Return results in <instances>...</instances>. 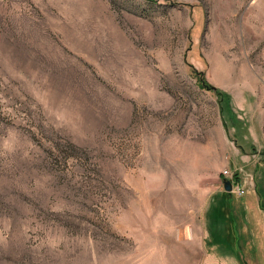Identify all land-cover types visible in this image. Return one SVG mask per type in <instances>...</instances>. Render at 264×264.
<instances>
[{"label":"rangeland","instance_id":"374dc122","mask_svg":"<svg viewBox=\"0 0 264 264\" xmlns=\"http://www.w3.org/2000/svg\"><path fill=\"white\" fill-rule=\"evenodd\" d=\"M259 151L264 0H0V264H264Z\"/></svg>","mask_w":264,"mask_h":264},{"label":"crops","instance_id":"0c3cea01","mask_svg":"<svg viewBox=\"0 0 264 264\" xmlns=\"http://www.w3.org/2000/svg\"><path fill=\"white\" fill-rule=\"evenodd\" d=\"M259 153L261 155H264V151L263 152L259 151ZM259 160H260L259 161L260 163H264L263 158H261ZM255 171H256V175L254 177L256 180H254V184H253L254 186L250 190L249 194L247 193V196H245L246 197V198H244L245 203L243 204L245 209L248 208L253 213L252 217L253 216H257V217L260 216L258 213V210L260 209L259 206L261 205V203L264 202V182L259 181V178L262 176H260L259 173H261V172L257 166L255 167ZM249 195H250V199H247ZM261 206H263V205H261ZM251 220L252 221H249L248 225H247V223H244L242 225V227L244 226L245 228L243 229L241 227V230L238 229L239 230L238 233H242L244 235L247 234V236H249L253 241L258 240L260 242L259 246H261L263 248L264 244L262 242L264 239V223H259L258 222L259 218H255V220L254 219H251ZM250 225L252 227H250ZM234 234H236V232ZM256 243H258V242H256ZM252 248H254V246H252ZM252 248H250V250H253Z\"/></svg>","mask_w":264,"mask_h":264},{"label":"built area","instance_id":"2783aa9c","mask_svg":"<svg viewBox=\"0 0 264 264\" xmlns=\"http://www.w3.org/2000/svg\"><path fill=\"white\" fill-rule=\"evenodd\" d=\"M236 171H231L230 170H224L222 172V176H223V180H229L231 182V191L232 193L241 196L242 194H244V188L242 185H240L237 181L236 178Z\"/></svg>","mask_w":264,"mask_h":264},{"label":"water","instance_id":"95a60500","mask_svg":"<svg viewBox=\"0 0 264 264\" xmlns=\"http://www.w3.org/2000/svg\"><path fill=\"white\" fill-rule=\"evenodd\" d=\"M223 189L225 192L230 193L231 192V182L229 180H223L222 181Z\"/></svg>","mask_w":264,"mask_h":264},{"label":"trees","instance_id":"16d2710c","mask_svg":"<svg viewBox=\"0 0 264 264\" xmlns=\"http://www.w3.org/2000/svg\"><path fill=\"white\" fill-rule=\"evenodd\" d=\"M205 88H207V89H211V90H213V91H215L216 89H214V88H212V87H207V86H205ZM218 92V91H217ZM236 178L238 179V177H237V175H236Z\"/></svg>","mask_w":264,"mask_h":264}]
</instances>
